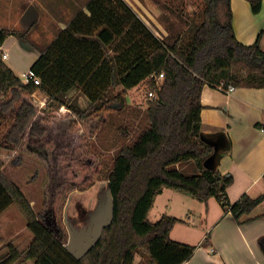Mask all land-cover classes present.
Returning <instances> with one entry per match:
<instances>
[{
	"label": "trees",
	"instance_id": "trees-1",
	"mask_svg": "<svg viewBox=\"0 0 264 264\" xmlns=\"http://www.w3.org/2000/svg\"><path fill=\"white\" fill-rule=\"evenodd\" d=\"M140 1L159 14L162 7L172 12L165 20L158 17L164 37L122 2L121 16L113 7L104 12L106 27L98 38L63 34L31 68L39 83H25L0 55V150H22L48 172L43 210L37 213L4 173L0 159V216L17 207L33 236L22 250L0 239V264H136L138 254L148 257L149 264H186L197 247L171 238L184 221L168 215L156 222L149 219L165 189L201 203L215 198L239 222L264 201V194H245L227 203L233 177L206 167L215 149L201 136L206 86L264 89V30L252 45L242 44L234 30L231 0H202L192 12L186 0ZM246 1L253 14L262 11L264 0ZM11 35L24 39L21 32L1 30L0 48ZM160 74L164 78L158 83ZM139 86L156 94L144 111L146 125L119 148L109 171L100 164L97 174L110 183L113 222L77 260L65 248L58 208L70 187H86L91 179L79 180L65 165L79 167L96 157L87 146L82 149V142L88 145L111 113L124 111L128 91ZM72 89L82 91L88 106L66 97ZM37 91L48 98L45 108L35 101ZM53 105L68 107L67 114L49 112ZM256 128L264 130V125Z\"/></svg>",
	"mask_w": 264,
	"mask_h": 264
},
{
	"label": "crops",
	"instance_id": "crops-1",
	"mask_svg": "<svg viewBox=\"0 0 264 264\" xmlns=\"http://www.w3.org/2000/svg\"><path fill=\"white\" fill-rule=\"evenodd\" d=\"M95 1L0 0V31L24 34V39L11 35L4 42L0 48V53L7 54L4 62L20 77L31 70L63 34L98 38L106 27L104 12L113 7L121 16L122 2L144 21L126 0H100L98 4ZM231 9L238 40L252 45L264 30V1L258 15L253 14L246 0H231ZM96 21L100 25H96ZM34 80L40 82L36 77ZM36 96L41 100L37 102L40 106L48 104L44 93L37 91L34 98ZM71 96H80L77 103L88 106L81 90H70L66 97ZM202 104L201 136L215 149L205 165L233 177L227 189V203L232 205L245 194L258 198L264 194V130L256 128V124L264 125V89L236 88L228 93L206 86ZM156 207L159 218L168 215L184 221L175 226L171 238L197 247L186 264H264V201L240 222L215 198L201 203L170 189L156 198L151 212ZM203 215L210 222L209 227L201 225L199 218ZM179 225L186 227V231H177ZM194 228L203 233L199 239L189 236ZM207 236L210 239L205 243Z\"/></svg>",
	"mask_w": 264,
	"mask_h": 264
},
{
	"label": "rangeland",
	"instance_id": "rangeland-1",
	"mask_svg": "<svg viewBox=\"0 0 264 264\" xmlns=\"http://www.w3.org/2000/svg\"><path fill=\"white\" fill-rule=\"evenodd\" d=\"M126 1L153 28L158 36L164 37L166 35L164 24H160L158 17L165 20L166 16L172 15L168 8L164 11L162 7V10H160L163 13L159 14L157 9L148 8L140 0ZM201 1L186 0L188 12L197 10V4ZM148 5H150L149 2ZM20 78L22 79V75H20ZM74 97L67 98L73 101L81 100L80 96ZM127 100V108L122 112L111 113L106 123H103L92 136V141L88 145H86L87 142H82V149L85 150V146H87L89 152L96 156L92 161L85 162L89 166L86 164L79 167L75 164L65 165L67 170L73 172L79 180L82 181L83 178L91 179L86 187H70L62 197L58 208L57 222L65 236V243L67 244L70 240H73V244L79 250H83L94 239L99 227L108 220L112 208L110 183L104 176L99 177L101 173L97 175L98 169L101 168L100 164H105L108 172L112 167L113 157L119 148L128 143L129 140H134L146 125L144 111L148 102L147 88L139 86L132 91H128ZM35 101H41L39 96L35 97ZM46 106L47 104L44 108ZM81 106L86 107V105ZM67 109L66 106L62 108L53 105L49 112L64 115L67 114ZM78 144H80V141H78ZM0 159L4 162V173L21 188L33 209L40 213L43 210L45 186L48 181L46 166L39 159L22 150L14 152L0 150ZM182 168H184L183 165L178 166V169L181 170ZM158 215V207H156L151 212L149 219L156 222L160 219ZM199 219L202 221L201 225L203 227L210 226V222L204 215ZM185 228L179 225L177 231L182 233L186 231ZM193 230L189 234L191 238H198L200 234L202 235L199 238L203 236V233L199 231L200 229L194 228ZM0 239L5 240L7 244L13 243L21 250L26 248L33 239L32 234L27 229L25 218L15 206L9 208L0 216ZM135 260L136 264H149V258L140 254L136 256Z\"/></svg>",
	"mask_w": 264,
	"mask_h": 264
},
{
	"label": "water",
	"instance_id": "water-1",
	"mask_svg": "<svg viewBox=\"0 0 264 264\" xmlns=\"http://www.w3.org/2000/svg\"><path fill=\"white\" fill-rule=\"evenodd\" d=\"M113 219H114V211H113V202H112V208L110 209V215H109V218H108V220L105 222V223H103L100 227H99V229H98V231H97V233H96V235H95V237H94V239L91 241V242H89L86 246H85V248L83 249V250H79L74 244H73V240H70L69 241V243H67L66 245H65V248H66V250L75 258V259H77V260H81L82 258H84L88 253H89V251L99 242V240L101 239V237H102V234H103V231H104V229L105 228H107V227H109L111 224H112V222H113Z\"/></svg>",
	"mask_w": 264,
	"mask_h": 264
},
{
	"label": "built area",
	"instance_id": "built-area-1",
	"mask_svg": "<svg viewBox=\"0 0 264 264\" xmlns=\"http://www.w3.org/2000/svg\"><path fill=\"white\" fill-rule=\"evenodd\" d=\"M1 57H2V60L5 61L7 59V54H5L4 52L3 53H0ZM36 77L35 73L32 71V70H29L28 72L24 73L22 75V80L25 82V83H29L30 81L34 80ZM164 78V74H160V76L158 78H156L157 82L159 83L162 79ZM159 87V85H158ZM220 89H223L225 90L222 86H220ZM236 88L232 85H230L226 90L225 92H228V93H231L235 90ZM156 98V94L154 92H149L147 91V99H155ZM40 107H44L43 105L40 106Z\"/></svg>",
	"mask_w": 264,
	"mask_h": 264
}]
</instances>
